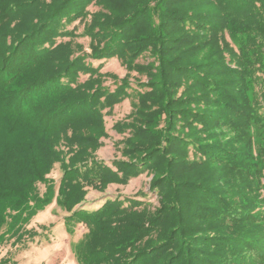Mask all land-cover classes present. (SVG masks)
<instances>
[{
  "label": "trees",
  "instance_id": "obj_1",
  "mask_svg": "<svg viewBox=\"0 0 264 264\" xmlns=\"http://www.w3.org/2000/svg\"><path fill=\"white\" fill-rule=\"evenodd\" d=\"M114 58L123 79L88 62ZM127 99L114 127L127 161L112 169L96 157L103 111ZM257 129L264 0H0V242L56 200L70 231L88 230L79 264H264ZM143 174L157 207L140 192L85 209L89 188Z\"/></svg>",
  "mask_w": 264,
  "mask_h": 264
},
{
  "label": "rangeland",
  "instance_id": "obj_2",
  "mask_svg": "<svg viewBox=\"0 0 264 264\" xmlns=\"http://www.w3.org/2000/svg\"><path fill=\"white\" fill-rule=\"evenodd\" d=\"M96 10L98 8L91 9L92 12ZM87 23L77 22L69 29L72 30L75 27L76 42L82 44L85 51L89 53L90 39L83 36L85 24ZM147 61H149V58L140 59L141 63H147ZM88 62L95 68L102 66L101 72L104 74H116L121 79L128 74L126 67L117 58L103 61L89 60ZM131 76L132 84L134 88H137V82L135 81L137 74L132 73ZM88 77V75H82L80 82H85ZM142 81H146L145 77L142 78ZM103 86L109 87L112 91L116 88V84L111 78H106ZM131 111L132 100L129 99L117 105L111 113H109V110L103 111L108 137L100 140L102 147L96 153V157L112 169H114V161H127V158L120 152L123 148V144L120 143L127 135L118 134L114 127L117 123L126 121V117ZM255 141L256 145H264V130L257 129ZM62 174L60 165H56L51 175V178L55 179L56 189ZM150 181V176L143 174L136 179H132L126 186L111 185L104 193L89 188L84 207L87 210H94L103 205L107 199L134 197L140 192L149 195L148 198H142L143 201H149L151 205L157 207L158 199L156 195L149 192ZM40 192H45L43 185L40 186ZM67 216L68 213L64 212L54 200L44 210L31 217L22 231L23 234H20L22 237L19 236V238L21 237L20 241L12 236H6L4 242H0V264H79L75 249L84 239L88 230L84 225H79L74 231H70L64 221Z\"/></svg>",
  "mask_w": 264,
  "mask_h": 264
}]
</instances>
